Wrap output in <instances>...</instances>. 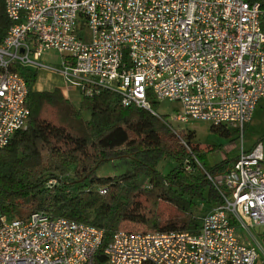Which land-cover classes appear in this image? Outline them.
<instances>
[{"label": "built area", "instance_id": "1", "mask_svg": "<svg viewBox=\"0 0 264 264\" xmlns=\"http://www.w3.org/2000/svg\"><path fill=\"white\" fill-rule=\"evenodd\" d=\"M12 22L0 43V151L25 128L29 108L18 63L58 72L80 94L107 88L123 106L161 117L147 96L178 102L165 124L192 120L239 130L264 101V5L246 0H4ZM55 52L60 67L40 59ZM208 179L222 203L196 231L113 233L101 264H264L262 144L242 149ZM55 180L49 183H55ZM105 186L98 188L104 194ZM104 230L37 210L0 212V264H95ZM245 240L253 241L251 244Z\"/></svg>", "mask_w": 264, "mask_h": 264}, {"label": "trees", "instance_id": "2", "mask_svg": "<svg viewBox=\"0 0 264 264\" xmlns=\"http://www.w3.org/2000/svg\"><path fill=\"white\" fill-rule=\"evenodd\" d=\"M246 1L264 5V0ZM11 24L0 0V43ZM10 70L26 82L29 117L0 151L1 213L23 218L44 210L102 228L95 260L101 264L114 232L196 231L203 212L222 203L207 177L221 174L231 163L228 158L209 162L207 152L219 146L201 147L192 141L193 131L181 128L185 145L165 124V114L123 106L110 89L81 94L75 106L59 87L33 89L38 69L14 63ZM147 98L156 110L159 102L151 93ZM211 131L231 139L239 133L224 126H211ZM121 158L130 160V171L97 175L103 163ZM166 159L172 164L162 172L159 166ZM101 186L104 194L98 192Z\"/></svg>", "mask_w": 264, "mask_h": 264}, {"label": "rangeland", "instance_id": "3", "mask_svg": "<svg viewBox=\"0 0 264 264\" xmlns=\"http://www.w3.org/2000/svg\"><path fill=\"white\" fill-rule=\"evenodd\" d=\"M45 64L54 66L55 68L60 67L59 57L55 52H48L44 54L41 59ZM59 87L62 93L67 97L75 106H78L81 94L79 90L71 87L64 78L56 71H48L43 69H38V77L33 85V89H43L52 87ZM180 105L178 102L169 101L168 99L161 100L156 108V113L158 114H172L176 109H179ZM83 116L88 117L89 113L83 111ZM177 127H184V131H189L194 129L195 136L193 138L194 143H198L201 146L207 145H217L214 151L207 152L209 162L213 164L215 159H219L221 155L229 153L227 156L231 157L240 149V142L244 148L252 145L253 139L264 135V105L257 104L253 112L251 122L249 126L245 129V133L242 138L238 137L236 139H229L211 131V125L208 122L200 120H192L186 124H175ZM172 161L169 159L163 160L159 168L162 172H166L169 167H171ZM130 171V160L128 158L116 159L113 161H107L103 163L97 170V175L99 176H112L120 173ZM200 208L203 205L198 206V210L195 213H200ZM203 210V209H202ZM255 232L264 233V227L255 228ZM246 243H253V241L245 240Z\"/></svg>", "mask_w": 264, "mask_h": 264}, {"label": "crops", "instance_id": "4", "mask_svg": "<svg viewBox=\"0 0 264 264\" xmlns=\"http://www.w3.org/2000/svg\"><path fill=\"white\" fill-rule=\"evenodd\" d=\"M53 87H55V86H53ZM52 87V88H53ZM43 89H45V88H43ZM46 89H49V88H46ZM61 89V88H60ZM38 90H42V89H38ZM62 91V90H61ZM260 103V105L262 106V105H264V101H259L258 102V104ZM255 110V109H254ZM253 115V114H252ZM251 122V121H250ZM250 124V123H249ZM249 124L246 126V128L249 126ZM184 128V127H183ZM191 131H193L194 132V136H195V130L194 129H192ZM244 133H245V131H244ZM229 139H231V138H229ZM233 140V139H232ZM258 142H260L261 144H262V153H264V135H261V136H259V137H256L255 139H253V143H252V145L251 146H249V147H247V148H244V146L242 145V149L245 151H247V150H250L251 148H253V146L256 144V143H258ZM201 147H203V146H201ZM241 147V146H240ZM239 153H240V149H239V151L238 152H236L234 155H231V157H229V156H227L229 153H226L225 155L223 154V155H221L220 157H219V159H215L214 161H213V163H217V162H220L221 160H223V159H225V158H228V159H230V162H232L234 159H236V157L239 155ZM261 167H262V169H264V160H262V162H261Z\"/></svg>", "mask_w": 264, "mask_h": 264}]
</instances>
